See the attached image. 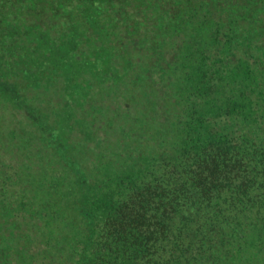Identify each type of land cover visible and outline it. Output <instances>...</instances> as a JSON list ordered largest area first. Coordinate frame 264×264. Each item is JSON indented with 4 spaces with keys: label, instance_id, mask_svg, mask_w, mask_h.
Instances as JSON below:
<instances>
[{
    "label": "trees",
    "instance_id": "trees-1",
    "mask_svg": "<svg viewBox=\"0 0 264 264\" xmlns=\"http://www.w3.org/2000/svg\"><path fill=\"white\" fill-rule=\"evenodd\" d=\"M0 264H264V0H0Z\"/></svg>",
    "mask_w": 264,
    "mask_h": 264
}]
</instances>
